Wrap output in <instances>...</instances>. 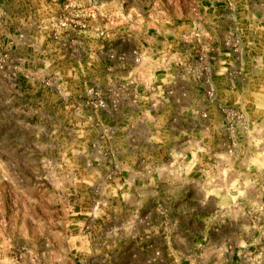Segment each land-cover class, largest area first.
<instances>
[{
  "label": "rangeland",
  "instance_id": "1",
  "mask_svg": "<svg viewBox=\"0 0 264 264\" xmlns=\"http://www.w3.org/2000/svg\"><path fill=\"white\" fill-rule=\"evenodd\" d=\"M0 264H264V0H0Z\"/></svg>",
  "mask_w": 264,
  "mask_h": 264
}]
</instances>
